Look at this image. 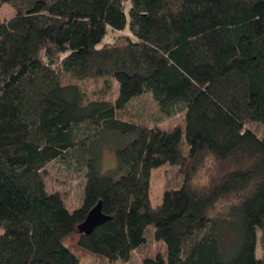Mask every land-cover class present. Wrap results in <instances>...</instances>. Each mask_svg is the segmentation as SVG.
<instances>
[{"label":"trees","instance_id":"trees-1","mask_svg":"<svg viewBox=\"0 0 264 264\" xmlns=\"http://www.w3.org/2000/svg\"><path fill=\"white\" fill-rule=\"evenodd\" d=\"M5 4L14 15L0 12V264H80L64 244L72 233L109 263L153 240L163 250L142 264H264V135L248 126L264 127V0ZM108 27L118 34L102 43ZM87 79L101 90L87 91ZM145 93L159 117L124 119ZM178 114L182 124L159 125ZM104 147L116 159L107 171ZM51 162L82 176L77 207L47 189ZM166 164L180 183L152 206L150 172ZM98 201L108 219L80 233Z\"/></svg>","mask_w":264,"mask_h":264},{"label":"rangeland","instance_id":"rangeland-1","mask_svg":"<svg viewBox=\"0 0 264 264\" xmlns=\"http://www.w3.org/2000/svg\"><path fill=\"white\" fill-rule=\"evenodd\" d=\"M1 17L9 18L14 15V9L5 4L1 8ZM126 29L122 33L128 32ZM113 34H118L117 31L107 28V33L102 39V43L113 39ZM67 81H73L69 77ZM109 82L111 80H108ZM83 87L89 92H97L101 90L103 82L101 79L85 80L81 82ZM116 95V85L112 83L110 93L106 95V98L114 99ZM123 118L133 122H148L152 123L154 117H159L156 101L151 97L149 93H145L136 99H133L128 107L123 112ZM175 124H182V115L178 114L173 117L165 118L161 120L159 124L161 127L169 128ZM256 134L264 135V127L262 125L249 124L248 125ZM116 164L114 152L111 148L104 147L101 154V168L103 171H107L113 168ZM178 169L175 166L163 165L153 168L150 172L149 178V199L152 206L159 204L162 200V195L165 189L177 187L180 183V176L178 175ZM196 181V180H195ZM47 189L50 191H60L63 194L65 203L68 208L73 209L80 203L83 179L80 173L76 172L72 166L68 167L65 163L51 162L47 166L46 176ZM2 229L0 228V233ZM257 244L256 253L258 257L264 256V249L260 242V231H257ZM78 234L72 233L65 240L64 244L78 257L80 264H142V258L144 256H152L158 250L162 251L164 245L160 242L150 240L143 248L137 249L128 262L115 261L109 263L104 257L90 253L78 245Z\"/></svg>","mask_w":264,"mask_h":264},{"label":"water","instance_id":"water-1","mask_svg":"<svg viewBox=\"0 0 264 264\" xmlns=\"http://www.w3.org/2000/svg\"><path fill=\"white\" fill-rule=\"evenodd\" d=\"M108 219L101 211V203L98 201L87 213L85 219L77 226V230L80 233L89 234L95 227L102 224Z\"/></svg>","mask_w":264,"mask_h":264}]
</instances>
